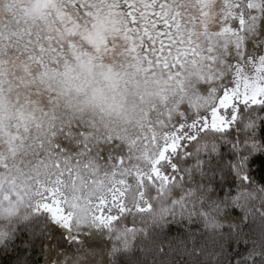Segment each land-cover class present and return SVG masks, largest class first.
<instances>
[{
	"label": "clouds",
	"instance_id": "9594fccd",
	"mask_svg": "<svg viewBox=\"0 0 264 264\" xmlns=\"http://www.w3.org/2000/svg\"><path fill=\"white\" fill-rule=\"evenodd\" d=\"M261 21L264 0H0V264H34L50 221L103 234L72 264H264Z\"/></svg>",
	"mask_w": 264,
	"mask_h": 264
},
{
	"label": "trees",
	"instance_id": "16d2710c",
	"mask_svg": "<svg viewBox=\"0 0 264 264\" xmlns=\"http://www.w3.org/2000/svg\"><path fill=\"white\" fill-rule=\"evenodd\" d=\"M263 40L264 21H261L257 32L246 38L245 53L260 55ZM62 146L69 152L78 151L77 145L69 141L62 142ZM110 154L122 155L123 146L118 147L115 142L111 145L101 146L102 159L106 161ZM250 167L254 169L253 175L264 183V155L254 157L250 162ZM229 219L231 220V217ZM102 243L103 234L98 230L83 229L79 234H76L72 232L71 226L65 227L61 223L50 221L48 236L41 244L40 251L33 250L34 264H72V259L75 257L74 247H79L82 244L86 248H96ZM11 259L12 257H8V260Z\"/></svg>",
	"mask_w": 264,
	"mask_h": 264
},
{
	"label": "snow or ice",
	"instance_id": "6c2138e0",
	"mask_svg": "<svg viewBox=\"0 0 264 264\" xmlns=\"http://www.w3.org/2000/svg\"><path fill=\"white\" fill-rule=\"evenodd\" d=\"M127 6L129 8V14L133 15L132 9H133L134 5L131 2H129L127 4ZM133 20H135L134 16H133ZM164 27H166V25L162 26L160 28V30H159V40H153L151 38V36L148 37V40H149V48H148V50L150 52H153V54L157 58V60H159V59H161V58H163V57H165V56L170 54V46H169V43L167 41L168 33L164 32V30H163ZM221 103L223 104V101H221ZM52 195L54 196V193ZM56 203H58V201H56ZM45 207H48V206L45 205ZM52 211H53V214H54L55 210L53 209ZM54 218L57 221L62 219L61 217L55 216V215H54ZM64 226L68 227V224L65 222Z\"/></svg>",
	"mask_w": 264,
	"mask_h": 264
},
{
	"label": "rangeland",
	"instance_id": "374dc122",
	"mask_svg": "<svg viewBox=\"0 0 264 264\" xmlns=\"http://www.w3.org/2000/svg\"><path fill=\"white\" fill-rule=\"evenodd\" d=\"M263 44H262V49H261V53L260 54H264V40H263V42H262ZM221 111H223V109H221ZM63 225V224H62Z\"/></svg>",
	"mask_w": 264,
	"mask_h": 264
}]
</instances>
